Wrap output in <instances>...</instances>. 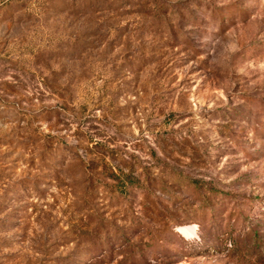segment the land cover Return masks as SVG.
<instances>
[{
	"label": "rangeland",
	"instance_id": "374dc122",
	"mask_svg": "<svg viewBox=\"0 0 264 264\" xmlns=\"http://www.w3.org/2000/svg\"><path fill=\"white\" fill-rule=\"evenodd\" d=\"M0 264H264V0H0Z\"/></svg>",
	"mask_w": 264,
	"mask_h": 264
},
{
	"label": "bare ground",
	"instance_id": "6f19581e",
	"mask_svg": "<svg viewBox=\"0 0 264 264\" xmlns=\"http://www.w3.org/2000/svg\"><path fill=\"white\" fill-rule=\"evenodd\" d=\"M191 229H193V228L190 227V226H184V227L179 228V230H180L183 234H186V235L190 234Z\"/></svg>",
	"mask_w": 264,
	"mask_h": 264
}]
</instances>
